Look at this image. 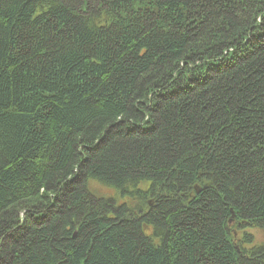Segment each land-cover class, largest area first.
Here are the masks:
<instances>
[{
	"label": "trees",
	"instance_id": "1",
	"mask_svg": "<svg viewBox=\"0 0 264 264\" xmlns=\"http://www.w3.org/2000/svg\"><path fill=\"white\" fill-rule=\"evenodd\" d=\"M259 229L264 0H0V264H264Z\"/></svg>",
	"mask_w": 264,
	"mask_h": 264
},
{
	"label": "rangeland",
	"instance_id": "2",
	"mask_svg": "<svg viewBox=\"0 0 264 264\" xmlns=\"http://www.w3.org/2000/svg\"><path fill=\"white\" fill-rule=\"evenodd\" d=\"M92 184H95L92 188H93V191L95 193H97L98 195H105V196H113L115 195L116 193L113 191V190H110V189H107L105 187H102V186H99L97 183H92ZM252 233L254 234V237H255V241H254V244L255 245H259V244H263L264 243V230H253ZM235 236H236V240L238 241L241 237V232H238L236 229H235ZM245 247H250V246H247V245H244Z\"/></svg>",
	"mask_w": 264,
	"mask_h": 264
},
{
	"label": "water",
	"instance_id": "3",
	"mask_svg": "<svg viewBox=\"0 0 264 264\" xmlns=\"http://www.w3.org/2000/svg\"><path fill=\"white\" fill-rule=\"evenodd\" d=\"M231 222V221H230Z\"/></svg>",
	"mask_w": 264,
	"mask_h": 264
}]
</instances>
